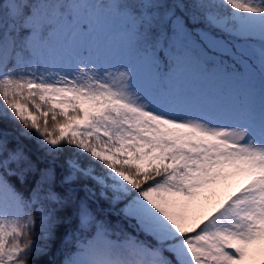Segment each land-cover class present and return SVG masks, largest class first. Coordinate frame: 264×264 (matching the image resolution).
Returning <instances> with one entry per match:
<instances>
[{"label":"snow or ice","instance_id":"6c2138e0","mask_svg":"<svg viewBox=\"0 0 264 264\" xmlns=\"http://www.w3.org/2000/svg\"><path fill=\"white\" fill-rule=\"evenodd\" d=\"M0 264H264V0H0Z\"/></svg>","mask_w":264,"mask_h":264},{"label":"rangeland","instance_id":"374dc122","mask_svg":"<svg viewBox=\"0 0 264 264\" xmlns=\"http://www.w3.org/2000/svg\"><path fill=\"white\" fill-rule=\"evenodd\" d=\"M233 190V189H223L221 191V197L220 198H223L225 195L229 194V192Z\"/></svg>","mask_w":264,"mask_h":264},{"label":"trees","instance_id":"16d2710c","mask_svg":"<svg viewBox=\"0 0 264 264\" xmlns=\"http://www.w3.org/2000/svg\"><path fill=\"white\" fill-rule=\"evenodd\" d=\"M17 187L20 188V186L18 184H17ZM21 190L23 191V189H21ZM25 194H27V193H25Z\"/></svg>","mask_w":264,"mask_h":264}]
</instances>
